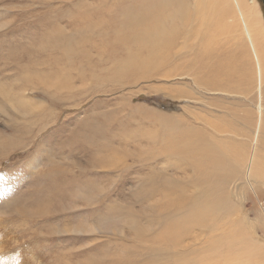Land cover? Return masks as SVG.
Listing matches in <instances>:
<instances>
[{"label": "rangeland", "instance_id": "1", "mask_svg": "<svg viewBox=\"0 0 264 264\" xmlns=\"http://www.w3.org/2000/svg\"><path fill=\"white\" fill-rule=\"evenodd\" d=\"M236 1L0 0V264H215L238 240L257 257L264 0L258 22ZM216 66L238 90L206 87ZM200 138L241 164L184 159ZM52 174L70 195L33 203Z\"/></svg>", "mask_w": 264, "mask_h": 264}, {"label": "bare ground", "instance_id": "2", "mask_svg": "<svg viewBox=\"0 0 264 264\" xmlns=\"http://www.w3.org/2000/svg\"><path fill=\"white\" fill-rule=\"evenodd\" d=\"M152 1L157 2L158 0H152ZM236 2L241 8L247 9L249 11V14L251 12V8L253 9V20L254 21L258 22L261 19L260 13H259V11H257V9L254 5V2H255L254 0H237ZM180 9L182 11L180 12V14L178 16H182L185 13V7L184 6H181ZM163 35H164V30H156L153 32H146V33L142 34L141 39H151L152 41H158V43H159L160 39ZM158 54H160V53L158 52ZM196 57H197V54H196ZM19 59H20V57H19ZM121 68L124 69V67H121ZM213 71L214 72L216 71V73L212 72L210 79L206 80L208 82L206 87L208 89H210V91H212L213 89L214 90L222 89V90H225L228 93H230V92H232L231 89H233L234 91L236 89L238 90V85L241 82V80L240 79H234V78L233 79L235 81L231 80L230 69L226 70L220 66H216V69H214ZM231 74H232V76L237 75V74H239V70H236ZM222 78H224V80H222ZM263 90H264V88H263ZM1 92H3V91H1ZM4 92H5V90H4ZM236 92H234V93H236ZM261 94H264V91ZM217 127L220 128L219 125ZM81 129H82L81 134H89V129H90L89 123L87 125L84 124ZM226 131H228V128H224L223 132H226ZM259 131L264 134V119H262L260 122ZM229 132H230V130H229ZM16 136H18V135H16ZM68 137H73V136H68ZM12 140H13V138L0 136V157L2 155L6 154L7 152L13 150V148L11 147ZM182 140H183V137L179 138L177 140L174 139V142L171 145L175 146L176 144H179ZM221 142H222V140L220 141V143ZM73 146H74V144H72L71 149L69 148L68 154L71 153ZM181 149H182V151H184L188 154H193L192 156L183 157L184 159L190 160V159L196 157V158H202V159H206V160L211 161L212 164L208 165L206 168H210L212 170H216L217 168L221 167L224 164V161H226L229 164V167H236L237 164H241V162L243 160L242 157H238V158L233 159V161H235V163L229 162L228 160L230 158L228 155L227 148L223 147L221 144L215 143L212 140L205 141L204 138H200L196 141H189L188 139H185V143L181 144ZM172 151H174V150H172ZM51 155L53 156V154H51ZM245 170H246V175L248 177L246 182H247L248 187L251 188V190L255 189L254 184H260V186L264 185V155L260 154V156H259L258 154H253V152H250L248 155L247 161H246ZM212 175L219 178L216 181L217 183L221 182V178L218 176V174L216 172L208 173L205 180L207 181ZM61 177L62 176H55L54 174H52L50 177H48L47 181H45V184L47 185V189L45 188L44 185H42L40 188V193L37 194L36 198L34 199L35 202H33V203L40 202V201L46 202V201H52V200H56V199L65 198V196L70 193L69 190L67 189V185H68L67 180L69 178H66V177L61 178ZM69 184H70V182H69ZM172 200H175V198L173 197ZM25 202L26 201L21 203L19 206H24ZM29 204L30 203L28 202L27 206ZM16 213L22 214L23 212H16ZM259 219L261 221L260 216H259ZM76 231H78V230H76ZM234 238H236V237H233V239ZM237 243L240 246L239 250L237 249L238 250L237 254H239L238 258H240V259H238L236 261L235 258L229 254L230 253L229 252V253L224 254L226 258H223L222 257L223 255L220 258L214 257L215 262H216L215 264H260L261 260L259 261V257L261 256L264 245L262 246L261 250L258 252L257 257H254L255 248L253 247V245H257L256 247L258 248L257 243H254L253 241H248V243L245 242L243 244L242 240H238ZM232 258H233V260H232ZM70 259H72V258H70ZM254 259L256 262H254ZM221 261H223V262L221 263Z\"/></svg>", "mask_w": 264, "mask_h": 264}, {"label": "flooded vegetation", "instance_id": "3", "mask_svg": "<svg viewBox=\"0 0 264 264\" xmlns=\"http://www.w3.org/2000/svg\"><path fill=\"white\" fill-rule=\"evenodd\" d=\"M263 2V1H262ZM264 4V3H263Z\"/></svg>", "mask_w": 264, "mask_h": 264}]
</instances>
